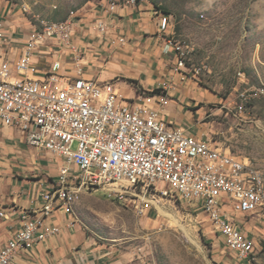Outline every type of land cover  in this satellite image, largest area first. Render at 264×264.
Instances as JSON below:
<instances>
[{
    "label": "built area",
    "instance_id": "obj_1",
    "mask_svg": "<svg viewBox=\"0 0 264 264\" xmlns=\"http://www.w3.org/2000/svg\"><path fill=\"white\" fill-rule=\"evenodd\" d=\"M137 4L102 0L88 35L124 45V37H113L114 16ZM82 23L77 15L38 21L16 52L0 17V126L21 132L29 146L62 163L58 181L42 191L40 207L23 214L21 228L0 249V264H12L20 251L59 233L47 229L46 222L58 209L70 208L71 196L81 188L105 192L141 217L157 199L184 200L207 214L229 250L241 260L252 257L255 241L246 237L234 214L247 217L264 210L262 173L171 122L163 112L169 85L127 98L114 81L85 77L87 51L75 40ZM158 33L165 38L166 53L175 54L174 73L181 82L192 80L200 73L190 69L194 49L174 40L169 15L159 14ZM259 96L264 88L240 93L235 111L246 113Z\"/></svg>",
    "mask_w": 264,
    "mask_h": 264
},
{
    "label": "rangeland",
    "instance_id": "obj_2",
    "mask_svg": "<svg viewBox=\"0 0 264 264\" xmlns=\"http://www.w3.org/2000/svg\"><path fill=\"white\" fill-rule=\"evenodd\" d=\"M101 3L0 0V15L6 21L20 17L33 26L64 21L74 13L89 28ZM137 5L167 13L174 40L194 49L190 69L200 73H192L193 79L212 97L197 106H205L200 123L204 139L249 161L264 176V96L253 99L246 113L235 111L240 93L264 88V0H138ZM156 37L147 52L155 67L174 72L175 54H167L165 38L158 33ZM130 84L142 93L136 83ZM85 193L76 205L79 220L99 245L125 264H264V210L239 223L255 241L254 255L241 260L207 214L184 200L157 199L141 217L105 192Z\"/></svg>",
    "mask_w": 264,
    "mask_h": 264
},
{
    "label": "crops",
    "instance_id": "obj_3",
    "mask_svg": "<svg viewBox=\"0 0 264 264\" xmlns=\"http://www.w3.org/2000/svg\"><path fill=\"white\" fill-rule=\"evenodd\" d=\"M150 8L143 5L123 8L114 16L113 37H124L127 40L124 45H111L109 39L94 40L88 35L87 25H81L75 40L87 51L85 77L101 82L114 81L118 92L127 98L139 94L131 81L142 92L169 85V103L163 109L164 114L187 134L202 136L204 123H200L205 106H197L205 100L211 101L212 97L197 86L196 79L181 82L172 69L165 71L164 67H155L156 60H152L147 50L152 40L158 39L159 13ZM6 23L18 52L33 26L20 17ZM122 60L127 65H123ZM171 62L174 67L176 58ZM61 166L62 163L49 153L29 146L21 132L0 126V212L5 214L0 217V249L21 228L23 214L40 207L42 191L58 181ZM77 203L58 209L47 220V229L57 228L59 233L34 244L28 252L20 251L12 264H125L88 234L77 216ZM234 215L238 223L244 217ZM245 235L252 238L248 230Z\"/></svg>",
    "mask_w": 264,
    "mask_h": 264
},
{
    "label": "bare ground",
    "instance_id": "obj_4",
    "mask_svg": "<svg viewBox=\"0 0 264 264\" xmlns=\"http://www.w3.org/2000/svg\"><path fill=\"white\" fill-rule=\"evenodd\" d=\"M71 17H75V14L73 13V15ZM83 192L93 193L94 191H90L88 188H81L80 190H76V195L71 196V206L79 201V197L81 196V193H83ZM118 201L125 203L121 200H118Z\"/></svg>",
    "mask_w": 264,
    "mask_h": 264
},
{
    "label": "trees",
    "instance_id": "obj_5",
    "mask_svg": "<svg viewBox=\"0 0 264 264\" xmlns=\"http://www.w3.org/2000/svg\"><path fill=\"white\" fill-rule=\"evenodd\" d=\"M165 14H167V13H165ZM168 15V14H167ZM131 83H135L134 81H131Z\"/></svg>",
    "mask_w": 264,
    "mask_h": 264
}]
</instances>
